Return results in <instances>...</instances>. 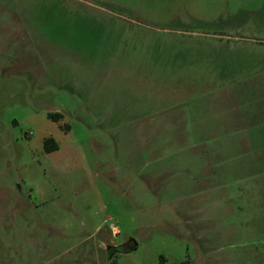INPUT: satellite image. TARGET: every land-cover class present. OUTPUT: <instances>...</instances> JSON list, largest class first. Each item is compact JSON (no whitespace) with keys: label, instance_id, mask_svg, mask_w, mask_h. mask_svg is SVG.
Listing matches in <instances>:
<instances>
[{"label":"rangeland","instance_id":"1","mask_svg":"<svg viewBox=\"0 0 264 264\" xmlns=\"http://www.w3.org/2000/svg\"><path fill=\"white\" fill-rule=\"evenodd\" d=\"M161 256L264 264V0H0V264Z\"/></svg>","mask_w":264,"mask_h":264},{"label":"trees","instance_id":"2","mask_svg":"<svg viewBox=\"0 0 264 264\" xmlns=\"http://www.w3.org/2000/svg\"><path fill=\"white\" fill-rule=\"evenodd\" d=\"M49 117L54 121H59L63 117V114L49 113ZM58 148H59V144L54 137H48L47 139H45V149L47 152L57 150ZM160 260H161V264H165L167 262V259L163 256H161ZM182 264H190V261H185Z\"/></svg>","mask_w":264,"mask_h":264}]
</instances>
